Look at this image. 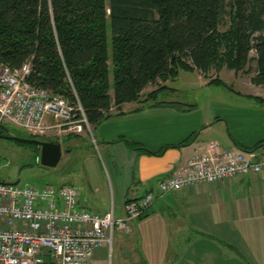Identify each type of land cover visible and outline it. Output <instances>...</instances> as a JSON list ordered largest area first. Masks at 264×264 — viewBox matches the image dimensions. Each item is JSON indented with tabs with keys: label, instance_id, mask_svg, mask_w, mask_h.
<instances>
[{
	"label": "crops",
	"instance_id": "1",
	"mask_svg": "<svg viewBox=\"0 0 264 264\" xmlns=\"http://www.w3.org/2000/svg\"><path fill=\"white\" fill-rule=\"evenodd\" d=\"M189 73H196L203 88L199 99L178 98L179 90L170 87L178 79L157 81L138 102L119 109L112 106L110 119L92 130L91 140L89 135L50 132L61 146L60 161L65 158L66 167H72L57 187L77 184L80 210L97 215L112 211L121 218L125 203L150 192L157 195L158 183L209 143L240 152L260 145L252 152L264 156V96L209 87L201 73ZM158 84L163 92L145 101L143 95ZM157 103H179L195 110L182 113ZM189 138L193 139L189 146L171 148ZM123 141L151 154L132 151ZM114 250L113 259L105 249L96 252L92 263L264 264V173L201 184L156 199L147 217L133 224L132 234L116 237Z\"/></svg>",
	"mask_w": 264,
	"mask_h": 264
},
{
	"label": "trees",
	"instance_id": "2",
	"mask_svg": "<svg viewBox=\"0 0 264 264\" xmlns=\"http://www.w3.org/2000/svg\"><path fill=\"white\" fill-rule=\"evenodd\" d=\"M224 16L229 27L222 33ZM263 33L264 0H0V67L15 71L28 64V84L79 104L93 130L110 119L112 106L138 102L146 88L175 78L179 69L238 73L254 63L250 83L264 87ZM159 89L145 101L155 100Z\"/></svg>",
	"mask_w": 264,
	"mask_h": 264
},
{
	"label": "built area",
	"instance_id": "3",
	"mask_svg": "<svg viewBox=\"0 0 264 264\" xmlns=\"http://www.w3.org/2000/svg\"><path fill=\"white\" fill-rule=\"evenodd\" d=\"M29 72L28 64L15 71L0 67V127L9 125L33 136L51 131L92 136L80 105L34 89L27 82ZM262 173L264 156L209 143L160 181L157 195L150 192L125 203L121 218L112 211L97 215L80 210L79 192L72 186L20 187L0 181V264H93L98 251L105 249L110 258L113 240L132 234L133 224L147 215L156 199Z\"/></svg>",
	"mask_w": 264,
	"mask_h": 264
},
{
	"label": "rangeland",
	"instance_id": "4",
	"mask_svg": "<svg viewBox=\"0 0 264 264\" xmlns=\"http://www.w3.org/2000/svg\"><path fill=\"white\" fill-rule=\"evenodd\" d=\"M224 25L219 27L220 32H226L227 28L229 27L228 17L224 16ZM107 35H108V54H109V68H110V91L109 96L113 99V77H112V68H111V44H110V30L107 29ZM264 36V33L262 34ZM258 36V35H256ZM251 57H254V54H251ZM254 68L255 64L251 63L248 65L242 72H233V71H226V70H220L216 71L215 69H212L207 74L203 75L202 78L204 81H206V86L209 87H220L228 90H240L243 93H256L259 96H264V87L261 88H255L251 85L250 79L254 75ZM187 73V72H186ZM178 79L179 82L170 84V87L175 88L176 90H179V94L177 95L178 98H183L184 100H190L191 99H199L202 97L200 84L197 81L196 73H183L182 70H178L177 75L175 78H173L174 82ZM217 81L221 83V86H218L216 84H209L210 81ZM209 81V82H208ZM160 84H158L155 88V91H158V87ZM160 88V87H159ZM160 90V89H159ZM255 90L257 92H255ZM153 91V90H152ZM223 91V90H221ZM163 92L162 90L159 91ZM151 93V92H150ZM164 98L170 97L167 95H161ZM145 98L146 95H143ZM157 102L161 101V98H158L156 100ZM3 128L10 131L12 134L11 136H16L20 139H33L35 141L40 142H57V135L54 133H48L47 135L42 136H33L29 133L22 132L15 130L13 127L9 125L2 126ZM0 133L2 134L3 131ZM89 139L91 140V136L89 135ZM88 140V141H90ZM39 150L37 151L34 146L26 145V144H19L14 142H6L2 139H0V181L4 182L5 184H12L16 181H19V186H31L35 188H44L46 186H53L57 187L62 180L65 178L67 179L68 173L67 171H70L72 167L68 168L66 167L65 158H63L59 166L57 168L56 174L53 173V169H49L46 167H43L40 165V159H39ZM81 171H82V165H81ZM73 182L75 183L76 181ZM75 188L77 190L78 186L75 184ZM103 202H106L107 199L102 197ZM110 202H108V206ZM115 240V239H114ZM114 240H113V246L112 251L110 254V258H114L115 256V250H114Z\"/></svg>",
	"mask_w": 264,
	"mask_h": 264
},
{
	"label": "water",
	"instance_id": "5",
	"mask_svg": "<svg viewBox=\"0 0 264 264\" xmlns=\"http://www.w3.org/2000/svg\"><path fill=\"white\" fill-rule=\"evenodd\" d=\"M0 130L3 131L8 137L6 138L7 141L19 143V144H26L30 146H35L39 150V159L40 165L49 169H54L61 158V146L58 142H40L35 140H28V139H20L14 136L7 129L0 127ZM19 181H16L12 184H7L10 186H17Z\"/></svg>",
	"mask_w": 264,
	"mask_h": 264
},
{
	"label": "flooded vegetation",
	"instance_id": "6",
	"mask_svg": "<svg viewBox=\"0 0 264 264\" xmlns=\"http://www.w3.org/2000/svg\"><path fill=\"white\" fill-rule=\"evenodd\" d=\"M2 132V131H1ZM8 137V135H6L4 132L1 134L0 133V139L6 141V142H10V141H7L6 138Z\"/></svg>",
	"mask_w": 264,
	"mask_h": 264
}]
</instances>
